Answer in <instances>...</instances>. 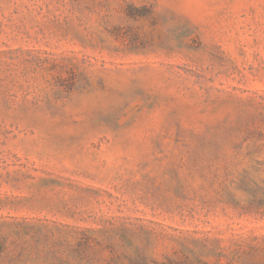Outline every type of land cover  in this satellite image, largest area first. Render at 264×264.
Instances as JSON below:
<instances>
[{
    "label": "rangeland",
    "instance_id": "obj_1",
    "mask_svg": "<svg viewBox=\"0 0 264 264\" xmlns=\"http://www.w3.org/2000/svg\"><path fill=\"white\" fill-rule=\"evenodd\" d=\"M264 264V0H0V264Z\"/></svg>",
    "mask_w": 264,
    "mask_h": 264
},
{
    "label": "trees",
    "instance_id": "obj_2",
    "mask_svg": "<svg viewBox=\"0 0 264 264\" xmlns=\"http://www.w3.org/2000/svg\"><path fill=\"white\" fill-rule=\"evenodd\" d=\"M162 264H182L176 261L169 260L168 262L162 263Z\"/></svg>",
    "mask_w": 264,
    "mask_h": 264
}]
</instances>
